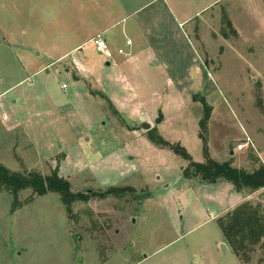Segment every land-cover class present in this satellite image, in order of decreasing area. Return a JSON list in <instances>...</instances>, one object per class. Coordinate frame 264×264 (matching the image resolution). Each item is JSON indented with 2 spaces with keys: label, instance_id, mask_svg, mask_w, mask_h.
I'll return each instance as SVG.
<instances>
[{
  "label": "rangeland",
  "instance_id": "rangeland-1",
  "mask_svg": "<svg viewBox=\"0 0 264 264\" xmlns=\"http://www.w3.org/2000/svg\"><path fill=\"white\" fill-rule=\"evenodd\" d=\"M151 1L0 0V164L57 172L83 196L69 210L57 192L0 183V264H243L221 246L218 218L246 199L264 203V188L186 178L189 161L174 146L196 161L207 150L248 171L264 164V0H166L191 16L184 30L209 70L172 80L154 59L120 62L146 43L136 18L161 15ZM100 35L111 58L96 47ZM85 38L65 59L38 54ZM171 47L160 48L180 61L170 75L184 76L192 56Z\"/></svg>",
  "mask_w": 264,
  "mask_h": 264
},
{
  "label": "trees",
  "instance_id": "trees-1",
  "mask_svg": "<svg viewBox=\"0 0 264 264\" xmlns=\"http://www.w3.org/2000/svg\"><path fill=\"white\" fill-rule=\"evenodd\" d=\"M201 100L204 106V115L200 119V124L206 128L212 114V106L205 97ZM155 137V135L152 136L153 139ZM159 139L161 143L169 144L162 137ZM174 147L189 161L183 169V175L186 178H199L205 183H217L221 180L229 181L238 192L246 194L264 188V164L254 171H248L235 166L232 160L222 161L213 158L207 150V158L202 162L194 160L181 144H175ZM0 183L13 188L15 194L25 188H33L39 195H44L49 191L57 192L61 195L69 210L76 200L83 199L81 193H75L71 190L69 180L63 178L57 172L47 176L31 173L23 175L10 172L7 167L0 164ZM218 223L222 229L225 242L243 264H252L251 261L255 253L262 254L258 264L264 262L263 202L255 203L246 199L219 217Z\"/></svg>",
  "mask_w": 264,
  "mask_h": 264
},
{
  "label": "crops",
  "instance_id": "crops-1",
  "mask_svg": "<svg viewBox=\"0 0 264 264\" xmlns=\"http://www.w3.org/2000/svg\"><path fill=\"white\" fill-rule=\"evenodd\" d=\"M152 1L149 2L148 7L154 5L159 10V11L157 10L154 11L157 14H161V15L157 16L156 14L151 12L150 13L151 21H146L144 17L143 20L140 17L136 18V27H138L140 30L143 31L142 34L146 38L145 39L146 43H140L138 45L139 48H134V49L130 48L127 54L128 55L127 58L125 60L122 59V61L120 60L119 61L122 63L127 61L129 57L134 58L136 56V61L142 59V61L147 65L149 62H152V60L154 59L156 65H158V69L156 71L163 70L165 73H167L166 75L168 80L192 79V78L203 79L205 75H209V70L206 68V64H204L202 57L199 54L195 53L194 51H191L193 48L188 38L189 35L184 30V24L190 19L191 16L183 13V11L180 9H175L173 6H171V4L169 5L168 1L166 0H156L153 2ZM157 2H161V4H157ZM213 3L214 2H211L209 5H212ZM137 11L138 9L136 10V15L138 13ZM92 37L93 36H91L89 39H92ZM89 39L87 38L82 39L80 42L75 43L71 47L67 48L58 56H50L51 52L49 49L39 51L38 54L41 55L43 53L45 56L47 55L48 58L52 57L51 59L57 57L55 58L56 60L65 59L66 57H68L69 53L77 52L78 50H80L82 45L88 42ZM127 39L132 40L131 45L134 44V40L132 38L127 37ZM167 45L172 46L170 50L175 49L174 51L178 53V58L187 55L192 56L190 61L191 64L187 68L184 76H177L172 78V76L170 75L171 73H173V70H176L177 68L181 70V65H177L180 63V61H178L177 58L173 59L175 55H166L160 49L162 48L164 52H166ZM48 52H50V54ZM83 59L84 58L82 56L75 55L72 60L78 63V65L79 64L83 65L82 62ZM52 62L53 61L50 62L46 61L43 64H49ZM110 62L112 63V61L110 60L107 61V64H110ZM120 62H118L115 65L119 67L118 64Z\"/></svg>",
  "mask_w": 264,
  "mask_h": 264
},
{
  "label": "built area",
  "instance_id": "built-area-1",
  "mask_svg": "<svg viewBox=\"0 0 264 264\" xmlns=\"http://www.w3.org/2000/svg\"><path fill=\"white\" fill-rule=\"evenodd\" d=\"M95 44H96V47L99 51H101L104 55H106L108 58H111L113 56L111 50L109 49V46H108V42L107 40L103 37V36H97L95 39ZM126 44L128 45H131L132 44V40L131 39H127L126 40ZM119 52L120 53H126L125 52V49L123 47H120L119 48ZM65 86V84H64ZM244 145H239V148H243Z\"/></svg>",
  "mask_w": 264,
  "mask_h": 264
},
{
  "label": "water",
  "instance_id": "water-1",
  "mask_svg": "<svg viewBox=\"0 0 264 264\" xmlns=\"http://www.w3.org/2000/svg\"><path fill=\"white\" fill-rule=\"evenodd\" d=\"M162 118H163V115H162V113H160V116H159V118H158V120H157V123L160 122V121L162 120ZM143 127H144V128H150V127H151V123H149V122H147V121H144V122H143ZM231 153H233V150H231ZM221 246H222L223 248H227L228 244H227L225 241H223V242L221 243Z\"/></svg>",
  "mask_w": 264,
  "mask_h": 264
}]
</instances>
